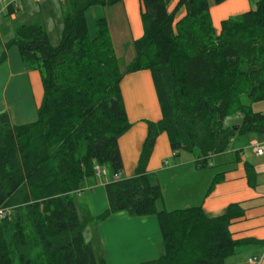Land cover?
Here are the masks:
<instances>
[{
    "label": "trees",
    "instance_id": "16d2710c",
    "mask_svg": "<svg viewBox=\"0 0 264 264\" xmlns=\"http://www.w3.org/2000/svg\"><path fill=\"white\" fill-rule=\"evenodd\" d=\"M121 1L67 0L55 47L34 24L18 27L7 44L26 70L39 73L43 97L32 124L11 126L0 115V212H12L10 220L0 218V264H105L83 231L118 212L157 221L161 253L142 264H224L237 246L228 232L240 215L236 207L215 218L200 208L158 212L160 191L148 184L146 166L161 134L172 153L192 155L198 169L225 153L235 134H264V114L250 109L264 102V0L223 21L218 35L209 9L225 0H179L171 13L170 0H139L142 37L123 71L105 21H96L91 39L84 19L92 7ZM181 8L185 15L174 24ZM141 71L151 75L161 119L147 124L133 176L105 186L107 210L79 217L76 194L93 168L121 174L118 140L130 125L119 85ZM236 114L238 130L224 127Z\"/></svg>",
    "mask_w": 264,
    "mask_h": 264
},
{
    "label": "crops",
    "instance_id": "0c3cea01",
    "mask_svg": "<svg viewBox=\"0 0 264 264\" xmlns=\"http://www.w3.org/2000/svg\"><path fill=\"white\" fill-rule=\"evenodd\" d=\"M2 1L0 115H7L11 126H22L36 120L43 90L39 73L26 70L18 50L8 48L7 44L14 38L18 27L34 24L45 30L50 45L55 47L67 0ZM251 1L225 0L210 7L209 16L215 34H219L223 21L247 13L252 7ZM178 2L170 0L168 13ZM9 3L17 5L18 11L7 7ZM141 11L139 0H123L110 7H92L84 14L91 39L96 36V21H105L121 71L133 61V43L142 37ZM184 15V9H179L174 24ZM87 20L92 21V25L87 26ZM119 88L130 129L118 140L122 171L117 181L133 176L147 124H156L161 119L149 72L124 76ZM250 109L252 113L264 114V102L251 104ZM238 118V123L231 122L227 127L237 128L241 120L240 116ZM262 145L264 134H235L225 153L212 157L210 167L198 169L190 154L178 153L172 157L167 137L161 134L146 166L148 184L160 191V199L155 203L158 212L200 208L207 216L215 218L229 207L239 210V217L232 220L228 228L231 240L237 246L224 264H246L248 258L264 255V156L253 154L254 147ZM113 177L108 173L100 179L90 176L79 185L76 200L84 197V206L91 218L96 219L107 210L105 186L112 183ZM76 212L81 215L82 210L76 209ZM83 240L105 264H142L156 260L161 253V236L154 217L132 219L124 212L114 213L104 221L91 222L83 231Z\"/></svg>",
    "mask_w": 264,
    "mask_h": 264
},
{
    "label": "built area",
    "instance_id": "2783aa9c",
    "mask_svg": "<svg viewBox=\"0 0 264 264\" xmlns=\"http://www.w3.org/2000/svg\"><path fill=\"white\" fill-rule=\"evenodd\" d=\"M0 4H3V1L0 0ZM8 6H11L13 11H18V6L17 5H13L12 3H9L7 5ZM253 154L256 156V157H263L264 156V145L262 146H255L254 149H253ZM175 154L172 153V157H174ZM210 167V165L208 166ZM93 171H94V176L96 179H100L101 177H104L106 175V171L104 168H101V167H98V166H95L93 168ZM117 180V177L114 176L113 177V181L112 182H115ZM78 196V193L76 194ZM263 261H264V255L260 256V257H250L246 260V264H263Z\"/></svg>",
    "mask_w": 264,
    "mask_h": 264
},
{
    "label": "rangeland",
    "instance_id": "374dc122",
    "mask_svg": "<svg viewBox=\"0 0 264 264\" xmlns=\"http://www.w3.org/2000/svg\"><path fill=\"white\" fill-rule=\"evenodd\" d=\"M252 1H254V0H252ZM91 22V23H90ZM92 25V21H89V20H87V26H89V25ZM95 29V28H94ZM91 32V31H90ZM95 32H96V29H95ZM51 39H53L52 37H51ZM58 44V43H57ZM243 102H245V99L243 100ZM7 116V115H6ZM35 122V119H34V121H31L30 123H27L26 125H28V124H32V123H34ZM231 122H235V123H238L239 122V118H238V116L237 115H233V116H231V117H229V118H226L225 119V121H224V123H223V125H224V127H227V126H229V124L231 123ZM206 168H208V166L206 167ZM205 168V169H206ZM105 171H106V173H108L109 175H111L110 174V172L107 170V169H105ZM112 176V175H111ZM84 198V197H83ZM83 198L82 199H77L76 200V202H75V207H76V209H77V211H81L82 210V212H87L86 211V207L84 206V201H83ZM83 208V209H82ZM81 209V210H80ZM4 216H7V218H9V220L12 218V212L11 211H4V212H0V218H2V217H4ZM78 216L80 217V214H78Z\"/></svg>",
    "mask_w": 264,
    "mask_h": 264
},
{
    "label": "water",
    "instance_id": "95a60500",
    "mask_svg": "<svg viewBox=\"0 0 264 264\" xmlns=\"http://www.w3.org/2000/svg\"><path fill=\"white\" fill-rule=\"evenodd\" d=\"M238 130V127L234 129V131H237Z\"/></svg>",
    "mask_w": 264,
    "mask_h": 264
}]
</instances>
